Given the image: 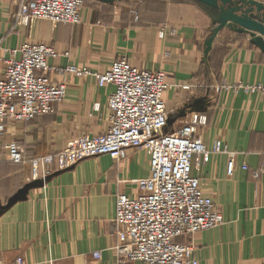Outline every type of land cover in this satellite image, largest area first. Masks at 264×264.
<instances>
[{
    "label": "crops",
    "instance_id": "0c3cea01",
    "mask_svg": "<svg viewBox=\"0 0 264 264\" xmlns=\"http://www.w3.org/2000/svg\"><path fill=\"white\" fill-rule=\"evenodd\" d=\"M18 2L0 0V78L3 50L24 43L51 45L60 55L49 60V76L66 83V96L53 114L6 122L0 136V206L24 185L43 180L32 176L29 161L10 164L2 145L22 146L28 160L52 156L53 173L63 172L0 211V264L18 258L24 264H118L111 223L115 199L138 194L135 182L149 176L148 157L133 149L120 163L99 156L65 166L63 150L108 129L106 103L114 89L58 71L74 65L104 72L120 57L140 71L163 72L175 86L163 95L169 133L197 114L206 121L197 131L205 146L220 141L236 153L232 176L226 154H212L206 163L196 160L193 175L221 212L223 225L180 242L194 245L198 264H264V92L234 89L264 86V54L249 36L224 28L204 61V42L214 26L207 10L191 0L148 1L137 10V22L116 11L114 3H98L109 16L83 9L80 25L38 20L29 27L17 23ZM186 86L189 90L182 89ZM197 99L206 101L204 110L190 112L186 106ZM93 252L101 258L93 260Z\"/></svg>",
    "mask_w": 264,
    "mask_h": 264
},
{
    "label": "built area",
    "instance_id": "2783aa9c",
    "mask_svg": "<svg viewBox=\"0 0 264 264\" xmlns=\"http://www.w3.org/2000/svg\"><path fill=\"white\" fill-rule=\"evenodd\" d=\"M84 2L19 0L16 20L23 27L38 20L54 25H80ZM132 13L133 21L137 22V13ZM3 53L0 136L5 133L7 121L30 122L53 114L54 106L66 96V83H56L49 76L52 70L49 60L60 55L53 46L24 43ZM58 74L92 78L98 87L114 89L106 103L108 129L63 150L60 157L65 166L99 156H108L120 163L133 149L144 151L148 157L149 176L135 182L138 194L132 198L119 194L115 199L111 223L117 239L118 264H198L194 245L180 239L223 225V216L194 177V164L198 159L206 163L212 154L223 153L228 157L227 175L232 176L236 153L229 152L220 141L208 149L197 137L199 127L206 124L205 118L197 114L179 130L167 131L169 111L163 95L175 86L163 72L140 71L120 57L104 72L69 65ZM236 86L234 89L241 87L247 93L264 92L263 85ZM182 89L189 90V87ZM1 148L12 165L29 161L34 178L41 175L45 179L53 173L52 156L28 160L23 147L16 143H7ZM241 169L246 170V165H241ZM91 258L99 260L100 252L91 253ZM14 264H24V261L18 258Z\"/></svg>",
    "mask_w": 264,
    "mask_h": 264
},
{
    "label": "water",
    "instance_id": "95a60500",
    "mask_svg": "<svg viewBox=\"0 0 264 264\" xmlns=\"http://www.w3.org/2000/svg\"><path fill=\"white\" fill-rule=\"evenodd\" d=\"M100 4L111 5L120 0H92ZM142 1V0H133ZM203 6L210 18L214 28L211 30L209 37L204 42V58L207 59L211 50L213 41L218 33L224 28L230 29L238 34L247 35L250 43L264 54V4L256 0H191ZM206 103L203 99H197L186 106L190 112H200L204 110L203 105ZM185 112L182 113L184 116ZM167 123H170L168 119ZM63 171L55 172L43 180L32 181L13 195L5 206H0V211L11 208L18 202L25 201L29 191L42 188L44 184L53 177L58 176Z\"/></svg>",
    "mask_w": 264,
    "mask_h": 264
},
{
    "label": "rangeland",
    "instance_id": "374dc122",
    "mask_svg": "<svg viewBox=\"0 0 264 264\" xmlns=\"http://www.w3.org/2000/svg\"><path fill=\"white\" fill-rule=\"evenodd\" d=\"M148 1H152V2L156 1L157 2V0H145V1L142 0L140 2L133 1V0H127V1L125 0V1H122V2L116 1V2H114V4H115L116 11H118V12H127L128 14L131 15L130 17L132 18L133 17L132 16L133 15L132 11H135L136 13H138L137 10L140 8V6L141 5H145V3H147ZM257 1L262 2L264 4V0H261V1L257 0ZM96 7H98V8H96ZM83 9H89L93 13L94 12L99 13V16H102L104 18L109 16V13H111L108 9L100 6L98 3L93 2L91 0H85ZM132 20H133V18H132ZM181 126H183V125H181ZM179 128H178V130H179Z\"/></svg>",
    "mask_w": 264,
    "mask_h": 264
},
{
    "label": "trees",
    "instance_id": "16d2710c",
    "mask_svg": "<svg viewBox=\"0 0 264 264\" xmlns=\"http://www.w3.org/2000/svg\"><path fill=\"white\" fill-rule=\"evenodd\" d=\"M92 1V0H91ZM121 1H125V0H121ZM127 1V0H126ZM94 2V1H93ZM96 3H98V2H96Z\"/></svg>",
    "mask_w": 264,
    "mask_h": 264
}]
</instances>
